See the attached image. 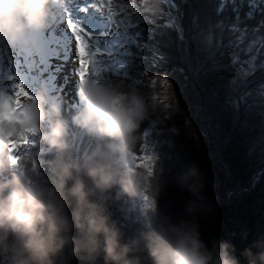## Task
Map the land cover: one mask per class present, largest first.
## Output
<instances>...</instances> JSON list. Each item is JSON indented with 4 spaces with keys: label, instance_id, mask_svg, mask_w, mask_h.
Instances as JSON below:
<instances>
[{
    "label": "clouds",
    "instance_id": "clouds-1",
    "mask_svg": "<svg viewBox=\"0 0 264 264\" xmlns=\"http://www.w3.org/2000/svg\"><path fill=\"white\" fill-rule=\"evenodd\" d=\"M62 8L53 0H0V42L14 45L26 31L51 28ZM76 95L69 121L62 103L43 88L24 100L15 120L10 118L14 97L0 94V257L7 264H58L57 257L62 258L59 264H143L141 253L151 264H264V233L239 256L230 240L203 238L200 218L215 210L219 194L201 162H181L155 174L137 164L139 129L149 116L140 88L124 81L81 79ZM70 125L91 141L78 153ZM24 129L38 134L33 147L43 142L41 152H55L43 171L30 148L22 154L10 150L9 138ZM170 183L189 194L182 208L159 203ZM146 191L150 197L138 218L140 226L126 236L111 204ZM248 237L243 229L241 239Z\"/></svg>",
    "mask_w": 264,
    "mask_h": 264
},
{
    "label": "snow or ice",
    "instance_id": "snow-or-ice-1",
    "mask_svg": "<svg viewBox=\"0 0 264 264\" xmlns=\"http://www.w3.org/2000/svg\"><path fill=\"white\" fill-rule=\"evenodd\" d=\"M53 2L63 4L55 26L37 35L28 34L22 47L11 49L15 57L7 55L8 48L0 54V90L14 97L11 119H18L17 113L23 108L24 100L32 98L26 86L30 79L50 80L53 89H60L56 94L62 97L65 85L55 83L62 75L65 80L74 74L78 80L92 79L94 82L111 76L149 89L158 83L168 85L167 76L174 77L175 71L183 74V67L168 72L159 80L153 76L150 85L143 84V78L149 73L140 70L145 62L151 68H162L168 63L169 57L162 48L167 46L163 41L172 32L186 57L193 61L194 75L229 74L225 80L226 103L237 118L242 110L250 111L257 104L264 112V78L261 77L264 73V0H210V14L202 17L199 12L192 13L187 26L185 7L188 0ZM157 5L159 8L153 13ZM81 14L86 15L92 27L85 26ZM139 14L146 17L144 22L137 19ZM142 24L151 27H142ZM193 48L196 59L192 57ZM65 69L67 74H64ZM257 74L259 79H256ZM147 99L154 100L155 96L148 95ZM157 127L153 118L144 133L150 138L145 147L155 148L167 143L166 139L157 138L162 135L156 132ZM30 134L34 135L35 131L24 129L19 137H10V150L15 153L20 146L31 144ZM134 159L139 165L152 160L153 155L136 153ZM260 175L264 176V171Z\"/></svg>",
    "mask_w": 264,
    "mask_h": 264
},
{
    "label": "trees",
    "instance_id": "trees-1",
    "mask_svg": "<svg viewBox=\"0 0 264 264\" xmlns=\"http://www.w3.org/2000/svg\"><path fill=\"white\" fill-rule=\"evenodd\" d=\"M243 10L242 8L241 11ZM185 12L187 26L192 13L199 12L202 17L210 14V0H188ZM141 26L151 27L145 24ZM163 43L167 46L163 47L162 51L168 55L169 61L162 68H151L148 62H145L140 71L148 72L149 75L143 78V84L150 85L153 76L159 80L179 67H183L185 72L182 74L175 71L174 77L167 76L168 85L158 83L151 89L137 86L146 98L148 95L155 96L154 100L147 99L149 116L139 129L141 140L137 151L138 155H153V159L139 165L148 173L155 174L162 168L178 166L181 162H201V166L212 174L216 182L215 191L219 194L215 210L207 218H200L203 238L208 240L215 236L230 240L235 244L236 254L239 256L240 251L252 239L264 233V176L260 175L264 171V112L257 104L250 111L242 110L237 118V114L226 103L225 80L229 74L209 72L207 75L196 76L191 70L193 61L181 50L176 34L169 33ZM192 57L198 58L195 48ZM261 77L264 78V73H261ZM109 79L118 81L111 76L105 81ZM256 79H259V74ZM73 111L72 104L65 103L63 112L69 121ZM153 118L158 125L156 132H162L157 138L166 139L167 143L150 148L145 147L149 145L150 138L144 133L149 129ZM44 127H47V122ZM30 139L38 141V134L35 133ZM72 141L73 150L77 153L91 143L88 138L81 136L78 130ZM29 148L43 171L48 161L53 159L54 150L41 152L46 145L39 142L35 147L29 144L27 150L21 154ZM205 194L211 198L213 192L207 189ZM188 195L174 183H170L161 194L159 203L161 206L175 203L182 208ZM149 197L150 193L146 191L142 196H124L111 204L113 217L119 221L126 236L135 234L139 228L138 218ZM243 229L249 232L247 240L241 239ZM140 255L143 264H151L146 253ZM61 259L57 257L58 264ZM0 264H7V260L0 257ZM63 264L78 262L64 261ZM98 264H102V260Z\"/></svg>",
    "mask_w": 264,
    "mask_h": 264
},
{
    "label": "bare ground",
    "instance_id": "bare-ground-1",
    "mask_svg": "<svg viewBox=\"0 0 264 264\" xmlns=\"http://www.w3.org/2000/svg\"><path fill=\"white\" fill-rule=\"evenodd\" d=\"M80 18H81L82 21H84L86 27H92V24L87 19L85 14H81ZM57 21L55 22V24L53 26L56 25ZM47 30H45V31H47ZM41 32H44V31H31V34L32 35H37V34H39ZM24 43H25V38L22 36L20 38V40L14 45L8 44L7 42H0V46H3L4 48H8L7 55H12L13 57H15V52L12 51L11 49H19L20 47H22L24 45ZM0 52H4V50L0 49ZM66 71H67V69H65V73L64 74H66ZM73 81L78 83V78H76V77L74 78V76H73V79H71L69 77L67 80H65V79H63V75H62V78H61V82L62 83L61 84L65 83L66 84L65 85L66 86L65 90L68 88V91L71 90V94H72L73 90H77V83H74ZM44 82H45V84H44ZM49 82H50V80L37 78L35 80H31V79L27 80L26 84L27 85L29 84V86H33L34 84H39L47 93H51V97L54 98L53 95L56 94L57 92H59L60 90H58L57 88L53 89V83L52 82L49 83ZM48 83H49V85H48ZM63 93L66 94V92H63ZM0 94H6L5 90H2V92L0 91ZM59 97H61V96L56 94V99L57 100H58ZM71 97H74V96L72 95Z\"/></svg>",
    "mask_w": 264,
    "mask_h": 264
},
{
    "label": "rangeland",
    "instance_id": "rangeland-1",
    "mask_svg": "<svg viewBox=\"0 0 264 264\" xmlns=\"http://www.w3.org/2000/svg\"><path fill=\"white\" fill-rule=\"evenodd\" d=\"M2 47V48H1ZM0 49L1 50H4L5 48L3 47V46H0ZM0 54H4V52H0ZM66 74H67V71H66ZM73 76H74V78H75V75L74 74H72V75H68V78L70 77L71 79H73ZM61 78H62V76L60 77V79H58L55 83L56 84H61L62 82H61ZM74 83H77V82H75V81H73ZM104 82H106L105 80H104ZM44 84H45V82H44ZM64 85H66L65 83H63ZM49 85V84H48ZM26 86L29 88V90L32 92V93H35L36 91H38L40 88H42L40 85H37V84H34L33 86H29V84L27 85L26 84ZM77 86H78V83H77ZM66 87V86H65ZM65 87L63 88V92H66V94H64V96L62 97H59L58 98V100L63 104L65 101H69L70 102V104H75L76 105V103H77V95H76V90H73V92H72V94H71V90L70 91H68V88L65 90ZM58 90H60L59 88H57ZM74 89V88H73ZM5 92H6V94H8V95H11L8 91H6L5 90ZM53 94V93H52ZM49 95H50V97H51V93H49ZM74 96V97H71V96ZM12 96V95H11ZM54 96V99H56V94H54L53 95ZM50 99H52V97L50 98ZM63 107V106H62ZM70 130H72V137H75V132H76V130H73V129H70ZM30 138H31V136H30ZM27 147H25V146H20V148L15 152V153H19V152H21V151H24L25 149H26Z\"/></svg>",
    "mask_w": 264,
    "mask_h": 264
}]
</instances>
